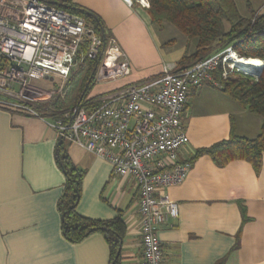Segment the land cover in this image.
Wrapping results in <instances>:
<instances>
[{"label": "crops", "instance_id": "crops-1", "mask_svg": "<svg viewBox=\"0 0 264 264\" xmlns=\"http://www.w3.org/2000/svg\"><path fill=\"white\" fill-rule=\"evenodd\" d=\"M68 1L100 19L107 40L113 39L120 52L119 62L129 68L127 76L99 81H113L107 90L156 79L166 65H176L195 50V40L176 36L170 24H152L147 6L135 0L131 5L123 0ZM168 32L177 38L167 39ZM182 123L188 143L177 160L190 162L197 150L228 139L231 129L238 137L254 139L262 118L206 82L190 89ZM57 144L46 120L0 108V264H110L102 234L77 244L61 234L56 206L65 179L55 159ZM65 145L70 161L84 172L77 213L97 221L121 215L126 230L119 264H139L138 191L133 182L114 175L108 162L79 146ZM190 163L185 181L166 190L177 215L157 231L162 264H217L223 259V264H264V155L258 174L242 160L222 168L208 156Z\"/></svg>", "mask_w": 264, "mask_h": 264}, {"label": "built area", "instance_id": "built-area-1", "mask_svg": "<svg viewBox=\"0 0 264 264\" xmlns=\"http://www.w3.org/2000/svg\"><path fill=\"white\" fill-rule=\"evenodd\" d=\"M135 1L148 6L146 0ZM84 38L88 54L103 56L100 69L103 65L106 74L98 72V82L129 74L127 65L119 62L114 40L104 42L83 18L42 0H0V108L46 120L59 141L79 146L108 162L114 175L129 178L138 191L139 264H162L157 231L177 215L166 190L181 185L191 169L190 162L177 160L188 143L182 115L190 89L206 82L219 87L213 76L217 70L222 78L243 72L233 65L236 53L228 47L181 71L166 65L160 77L109 92L89 109L80 105L59 119L41 117L35 104L51 93L31 82H64Z\"/></svg>", "mask_w": 264, "mask_h": 264}, {"label": "trees", "instance_id": "trees-1", "mask_svg": "<svg viewBox=\"0 0 264 264\" xmlns=\"http://www.w3.org/2000/svg\"><path fill=\"white\" fill-rule=\"evenodd\" d=\"M42 1L58 10L83 18L92 27L94 34L106 42L107 35L102 22L90 11L71 5L68 0ZM146 2L148 4L146 11L152 24L158 26L164 23L170 24L187 40L196 41L195 50L185 54L178 61L176 71L189 68L196 61L228 47H231L240 58L258 59L263 62L258 78L239 72L222 78L219 70L213 73L221 91L228 98L241 109L262 118L260 133L254 139H247L236 136L231 129L228 139L197 150L190 160L192 162L200 156H208L217 167L221 168L232 161L242 160L250 163L254 172L258 174L264 155V4L260 11H253L248 5L249 15L243 17L234 0H146ZM88 42V39L84 38L75 58L76 62L81 61V64L90 61L91 68L83 75L75 103L66 110L71 114L76 106L86 105L87 102L104 96L87 99L94 80L96 63V57L92 58L88 54ZM35 110L41 117L49 120L57 116L62 117L66 112L49 103H37ZM55 159L65 179L56 206L60 215V231L63 238L71 244H77L93 233H100L109 248L110 264H119L126 230L121 215L111 221L91 220L79 215L76 209L80 201V186L84 172L70 161L65 142L62 140H58ZM223 263L224 259L217 264Z\"/></svg>", "mask_w": 264, "mask_h": 264}, {"label": "rangeland", "instance_id": "rangeland-1", "mask_svg": "<svg viewBox=\"0 0 264 264\" xmlns=\"http://www.w3.org/2000/svg\"><path fill=\"white\" fill-rule=\"evenodd\" d=\"M238 11L240 14L246 13L249 15L247 11V6L249 5L250 8L253 11H256V9L259 8L260 4L264 3V0H234ZM248 15L246 17H248ZM173 29V33L177 35H181L180 32L173 27L172 25L170 26ZM167 39H176L177 37H174V35L171 32H168L167 35H165ZM96 65L94 64L96 71L94 75V80L92 81V86L91 89L88 93V97H92L95 95H103V94H108L109 91L112 90H107L109 88V84L112 83L113 81L109 83L105 82H98L97 81V75L100 69V66L102 64L103 56L98 53L96 56ZM92 57V58H94ZM90 61H86L84 64H81L82 62L78 61L76 64L72 67L67 79L62 82L58 78H54L52 81L48 80H39V81H32L31 84L35 87H38L39 89L47 92V93H52L51 98H49V104H55L57 107H59L62 111H66L68 108H71V106L75 103V100L79 96V89L81 88V81L83 78V75L85 72H88V70L91 68V65L89 66ZM214 75V74H213ZM61 88H63L61 90ZM111 88V86H110ZM88 99V98H87ZM98 100L100 98L92 100L90 102H87V106L85 108H91L92 106H96L98 104Z\"/></svg>", "mask_w": 264, "mask_h": 264}, {"label": "bare ground", "instance_id": "bare-ground-1", "mask_svg": "<svg viewBox=\"0 0 264 264\" xmlns=\"http://www.w3.org/2000/svg\"><path fill=\"white\" fill-rule=\"evenodd\" d=\"M231 61L234 66H237L238 68H241L242 70H247V72H255L259 70L262 66V61L258 59H245L240 58L236 54L231 57Z\"/></svg>", "mask_w": 264, "mask_h": 264}, {"label": "water", "instance_id": "water-1", "mask_svg": "<svg viewBox=\"0 0 264 264\" xmlns=\"http://www.w3.org/2000/svg\"><path fill=\"white\" fill-rule=\"evenodd\" d=\"M91 57H94V55H91ZM262 67H263V62H262V66H261V68L259 69V70H257V71H255V72H247V70L245 71V70H242L241 68H239L244 74H246V75H249V76H251V77H254V78H258L259 76H260V73H261V70H262ZM96 71V68L94 69V72ZM104 74H106V70H105V68H104V66L102 65V67H101V69H100V71H99V75H104ZM48 80V79H47ZM49 80L50 81H52L53 79L52 78H49ZM120 247H121V245H120ZM119 252H120V249H119V251H118V254H119ZM118 254L116 255V258L118 257Z\"/></svg>", "mask_w": 264, "mask_h": 264}]
</instances>
